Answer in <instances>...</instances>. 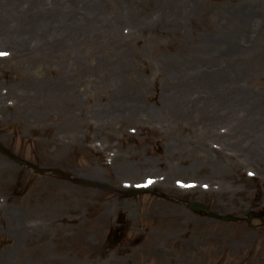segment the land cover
<instances>
[{
	"label": "rangeland",
	"instance_id": "rangeland-1",
	"mask_svg": "<svg viewBox=\"0 0 264 264\" xmlns=\"http://www.w3.org/2000/svg\"><path fill=\"white\" fill-rule=\"evenodd\" d=\"M263 134L264 0H0V264H264Z\"/></svg>",
	"mask_w": 264,
	"mask_h": 264
},
{
	"label": "bare ground",
	"instance_id": "bare-ground-1",
	"mask_svg": "<svg viewBox=\"0 0 264 264\" xmlns=\"http://www.w3.org/2000/svg\"><path fill=\"white\" fill-rule=\"evenodd\" d=\"M246 16L247 14L244 11L243 18H245ZM261 139L264 142V134L263 136H261ZM163 238L166 240L165 237ZM148 246L146 247V249L150 253H152L153 251H157L158 249V245L155 242L151 243V245H148ZM50 248L51 247L49 246H46L45 248H43V254L42 256H39V259H40V263L38 262L39 264H72V262L69 259L64 258L62 255L50 252L49 251Z\"/></svg>",
	"mask_w": 264,
	"mask_h": 264
},
{
	"label": "water",
	"instance_id": "water-1",
	"mask_svg": "<svg viewBox=\"0 0 264 264\" xmlns=\"http://www.w3.org/2000/svg\"><path fill=\"white\" fill-rule=\"evenodd\" d=\"M190 207H191L193 210H195V211L202 210V211H204V212H206V213H208V214H210V215H212V216L217 217V215L212 214V213L210 212V210H209L206 206H204L203 204H201V203H199V202L190 203ZM220 218H222V219H224V220H228V221L234 220V218H232V217H230V216H222V217H220Z\"/></svg>",
	"mask_w": 264,
	"mask_h": 264
}]
</instances>
